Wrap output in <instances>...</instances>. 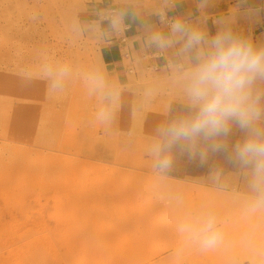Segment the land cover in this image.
<instances>
[{
    "label": "rangeland",
    "instance_id": "1",
    "mask_svg": "<svg viewBox=\"0 0 264 264\" xmlns=\"http://www.w3.org/2000/svg\"><path fill=\"white\" fill-rule=\"evenodd\" d=\"M99 1L0 0V264H259L264 230L240 243L246 187L222 154L204 164L178 157L167 174L155 171L147 148L185 102L171 70L158 74L135 57L118 79L98 58V34L70 31ZM41 50L78 70L99 68L122 86L109 130L91 125L96 101L79 79L47 94L35 71ZM185 207L223 219L220 247L182 243L175 225Z\"/></svg>",
    "mask_w": 264,
    "mask_h": 264
},
{
    "label": "clouds",
    "instance_id": "2",
    "mask_svg": "<svg viewBox=\"0 0 264 264\" xmlns=\"http://www.w3.org/2000/svg\"><path fill=\"white\" fill-rule=\"evenodd\" d=\"M210 0H197L202 12ZM176 0H160L154 9L167 32L152 25L144 28L143 43L158 54L176 49V56L187 63L170 61L173 86L185 102L184 111L160 126L148 146L155 171L170 172L178 157L207 162L211 155L222 154L242 175L246 195L240 218L247 224L240 243L251 245L264 230V43L236 33L231 27L234 16L217 20L219 29L210 35L198 24L181 17H168ZM127 9H107L89 22L74 20L70 31H85L112 36L126 29ZM132 15L139 16L134 12ZM206 22L202 17L200 23ZM103 25H107L104 28ZM35 71L46 83L50 97L64 93L66 84L79 79L86 95L96 101L91 115L92 126L109 130L115 119L122 86L110 81L99 69L78 70L70 63L56 60L47 50L38 53ZM31 69L25 75L31 80ZM153 90L144 91L150 98ZM234 130L241 135L233 141ZM223 219L213 210L182 208L175 230L184 245H196L201 251L220 247L225 241ZM259 264H264V241L256 243Z\"/></svg>",
    "mask_w": 264,
    "mask_h": 264
},
{
    "label": "crops",
    "instance_id": "3",
    "mask_svg": "<svg viewBox=\"0 0 264 264\" xmlns=\"http://www.w3.org/2000/svg\"><path fill=\"white\" fill-rule=\"evenodd\" d=\"M231 5H237L238 10L234 13L228 11ZM153 8H145L140 4H134L127 0H100L87 11V20L97 18V13L107 9H127L129 15L125 20L126 29L122 32L126 37L125 43H121L117 36H99L98 58L108 68L111 74L118 79L124 78L127 74V63L123 57V47L129 50L132 62L135 57L139 65L145 69H153L158 74L170 72L169 63H187L186 59L176 56V49H169L167 53L158 54L153 48L146 47L143 43L144 28L146 25L167 32V27L159 24L158 18L153 14ZM139 12V16L132 15ZM172 17H181L198 24L210 35H215L219 29L217 20L221 17L234 16L231 25L236 33L250 37L255 43H264V0H210L207 8L202 12L197 6V0H176V7L169 11ZM206 17V22L200 23L201 18ZM107 28V25H103Z\"/></svg>",
    "mask_w": 264,
    "mask_h": 264
},
{
    "label": "built area",
    "instance_id": "4",
    "mask_svg": "<svg viewBox=\"0 0 264 264\" xmlns=\"http://www.w3.org/2000/svg\"><path fill=\"white\" fill-rule=\"evenodd\" d=\"M243 1V0H242ZM168 17L169 18H172V16L171 15H168ZM158 18V17H157ZM158 22H159V24H161V25H163L164 27H167L165 24H162L161 22H160V20H159V18H158ZM117 38H118V40L121 42V43H125V41H126V37L125 36H123V34L122 33H120V34H118V36H117ZM123 57H124V59H125V61H127L128 63H127V70H128V72H132L133 71V66H132V58H131V56H130V53H129V50H128V48L126 47V46H124L123 47Z\"/></svg>",
    "mask_w": 264,
    "mask_h": 264
}]
</instances>
